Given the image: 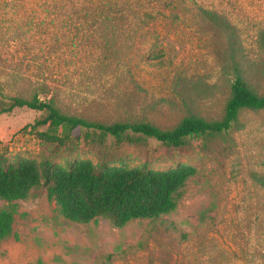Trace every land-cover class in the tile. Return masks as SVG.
<instances>
[{"label":"rangeland","instance_id":"374dc122","mask_svg":"<svg viewBox=\"0 0 264 264\" xmlns=\"http://www.w3.org/2000/svg\"><path fill=\"white\" fill-rule=\"evenodd\" d=\"M122 8L108 23L105 9ZM201 8L225 14L241 45L247 80L264 93V0H0V80L26 95L44 89L60 110L89 121L149 122L169 129L195 113L220 118L234 78L222 30ZM146 13H151L148 15ZM119 15V14H118ZM113 33V34H112ZM162 58L146 60L149 48ZM44 112L0 114V155L64 163L88 158L165 169L196 167L174 211L123 227L98 217L63 218L43 184L15 207L0 264H264V109H241L225 132L169 146L140 133L116 141L78 127L59 143L38 135Z\"/></svg>","mask_w":264,"mask_h":264},{"label":"trees","instance_id":"16d2710c","mask_svg":"<svg viewBox=\"0 0 264 264\" xmlns=\"http://www.w3.org/2000/svg\"><path fill=\"white\" fill-rule=\"evenodd\" d=\"M201 14L223 31L228 55L233 62L234 78L220 118L207 119L191 113L169 129L145 121L104 124L62 112L53 97L40 98L39 94L46 93L44 89L26 95L13 87L5 89L6 84L1 80L0 114L21 107L43 111V118L35 124H47V130L38 135L59 143L69 138L70 132L78 127L98 129L118 142L130 141L129 132L140 133L174 147L182 146L189 138L225 132L241 109H264V93H259L246 78V70L239 59L242 49L232 22L225 14L207 8H201ZM123 16L122 8H108L98 17L116 23ZM257 42L264 50V29L259 31ZM155 48L156 45L149 48L151 53L145 56L146 60L163 57L162 53L153 51ZM195 173L196 167L188 163L155 169L145 164L127 166L117 161L100 165L88 158L53 163L48 159L38 161L21 156L6 162L0 155V198L8 202L24 199L32 188L43 184L47 198L54 201L63 218L84 224L102 217L113 226L123 227L134 219L159 220L162 215L174 211L185 182ZM252 177L264 183L263 175L253 173ZM14 213L13 204L0 209V241L12 234ZM26 264L43 262L37 260Z\"/></svg>","mask_w":264,"mask_h":264}]
</instances>
